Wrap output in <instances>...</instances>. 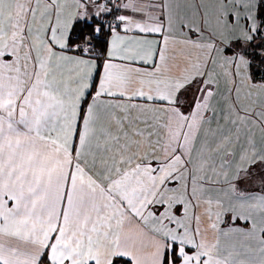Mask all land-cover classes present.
<instances>
[{
  "label": "snow or ice",
  "instance_id": "1",
  "mask_svg": "<svg viewBox=\"0 0 264 264\" xmlns=\"http://www.w3.org/2000/svg\"><path fill=\"white\" fill-rule=\"evenodd\" d=\"M0 264H264V0H0Z\"/></svg>",
  "mask_w": 264,
  "mask_h": 264
}]
</instances>
